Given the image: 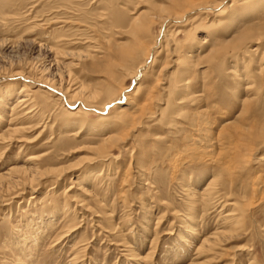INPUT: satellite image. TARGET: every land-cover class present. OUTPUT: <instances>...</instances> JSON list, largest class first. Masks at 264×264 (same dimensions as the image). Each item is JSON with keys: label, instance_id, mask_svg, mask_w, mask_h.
Masks as SVG:
<instances>
[{"label": "rangeland", "instance_id": "obj_1", "mask_svg": "<svg viewBox=\"0 0 264 264\" xmlns=\"http://www.w3.org/2000/svg\"><path fill=\"white\" fill-rule=\"evenodd\" d=\"M209 1H126L128 7H121L129 22L137 16L132 14L134 10L167 17L176 15L174 11L182 13L184 7L194 3L204 2L205 9H193L190 14L185 13L182 20L169 19L164 24L161 21L153 26L150 35L144 37H134L126 31L127 27L106 29L100 20L90 19L91 24L96 23L99 27L95 24L90 30L79 27L83 32L76 30L77 27L69 30L68 33L83 34L81 37L85 40L61 48L69 54L58 55L59 63L55 64L51 63L54 53H49V46L53 37L61 34L60 30H55L59 25H36L40 18L35 17L44 12L43 19H51L47 13L52 1L0 0V87L9 81L25 83V77L11 76V70H25L29 77L37 79L35 75L48 68L47 76L55 78L58 84L62 83L65 89L69 88L71 94L80 84L99 87L102 93L97 101H102L106 98L104 89L108 85L116 90L115 99L122 92L133 102L130 107L121 108L117 104L109 107L111 115H117L119 111L122 115L107 129L108 134L122 139L110 145L108 153L100 156L101 135L89 130L81 132L79 125L73 128L77 131L71 133L64 130L63 125L80 115L76 114L77 110L94 119L101 117L99 111L84 99L74 102L62 99V92L46 94L48 89L38 87L43 83L27 81L30 89L40 97L38 101L43 103L42 108L54 119L46 128L42 127L44 121L40 122L39 117L27 119L26 129L15 135L12 141L0 136V175L12 165L25 163L38 165L39 171L57 169V174L51 173L34 185V190L38 191L36 199H30L31 188L23 190L21 187L8 194L2 192L0 264H264V141L252 142L246 138L248 133L245 135L232 125L235 123L250 129L258 121L264 122V55L260 53L259 58L248 59V71H253L241 85L237 78L243 74L239 54L244 49L240 52L236 49L227 56L221 53L216 60H209V53L215 50L214 47L217 49L219 41L212 47L207 42L208 35L215 31V27L216 31L222 29L221 22L217 23L218 26L211 22L213 12L216 17L225 16L228 0H211L213 6L208 4ZM88 2L85 0L84 6L89 10L92 7ZM239 2L235 0L236 6ZM95 10V14L100 12ZM156 38L158 41L162 39L164 44L155 47V59L151 58V66L145 75L135 76V64L139 58L123 59L118 51H126L138 42L136 47L139 50L135 54L141 53ZM203 39L206 42L198 44ZM89 46V50L101 47V50L92 49L93 59L82 56ZM189 51H192L190 66L184 61ZM229 67L235 69L233 74L229 73ZM184 78L188 79L189 85L188 93H184L189 95L187 98L178 87ZM251 82L252 87L247 88ZM249 110H255L256 114L246 115ZM196 121H199L202 132L193 130ZM6 126L4 122L1 132L5 133ZM201 133L214 141L224 140L232 149L224 152L217 146L210 156L200 151H186ZM245 143L250 145L246 152L241 153L242 148L235 149L236 144ZM30 154L42 157L26 160ZM46 155L51 159L47 165L43 162ZM91 162L99 169L94 172L92 181L86 183L84 177L91 169ZM77 176L83 178L76 183ZM212 179L217 183L216 192L213 193L214 199L208 200L204 191ZM82 186L89 190L84 192ZM198 198L203 202L205 198L208 202L200 203ZM237 202L245 210L241 229L233 235L226 233L212 252L198 254L196 250L204 238L220 231H230L231 223L226 222L225 216ZM86 208L92 213L85 211ZM193 215L197 216L201 235L195 239L196 246L187 250L182 241L189 235L185 232L184 222H192ZM66 231V236L62 237ZM19 233H26L23 246L19 242L22 237ZM5 243L8 246L4 247ZM181 249L185 255L181 261H176L175 256Z\"/></svg>", "mask_w": 264, "mask_h": 264}, {"label": "bare ground", "instance_id": "obj_2", "mask_svg": "<svg viewBox=\"0 0 264 264\" xmlns=\"http://www.w3.org/2000/svg\"><path fill=\"white\" fill-rule=\"evenodd\" d=\"M50 1H52V4H50V6H49V10H48L49 13H47V15H50L51 19H49V20L43 19V18H45V16H44L45 14H44L43 11H42L43 15H41V16L38 13L39 11H37L36 13H38V14H36L35 17H39L40 18V20H38L39 23H36V25L37 24L38 25L54 24V26L55 25H59L57 28H55V30L56 29L60 30L61 34H58V35L54 36L53 37V43L50 46L48 45L49 46V53H51V54H53V53L55 54L56 53V56L53 54V57H52V55L51 56L49 55L50 57H52L51 58L52 62L50 60L49 61L51 63H55V64L59 63L58 62L59 61L58 55L61 56L63 52L66 53V54H69V53L65 52L61 48L65 47V46L67 47V45L69 46L71 44H76L77 41L79 43L81 39H82V42L85 40V39L83 40V38L81 37V35H83V34H79V33L75 34V32L68 33L69 30H71L73 28L75 29L76 27H77L76 30L78 29L79 32H83L84 30L92 29L96 23L95 24H91L90 23V19L91 20L92 19L100 20L101 24L104 25V27L106 26V29H109V30L113 29V28L114 29H117V28L123 29L124 27H127L128 30H126V31L129 32L130 34H132L134 37H138V36L144 37V36H147L148 34L150 35V33L152 32L153 26L155 24L161 22V21H162L161 24L162 23L164 24V22H167V20H169V19L172 20V21H178V18H179V20L180 19L182 20V17L186 16L185 13H187V14L189 13L190 14L191 10H193V9H198V8L205 9L204 2L198 3V4L194 3L190 7H189V5H187L186 7H189L188 9L186 7H184L185 10L182 11V13H178V12L174 11L173 13L176 14V15H170V16H167V17L161 16L159 14L157 15V14L149 13V12L146 13L147 11L146 12L145 11H140L138 13V11L134 10L132 12V14H135L137 16H135V18H132V20H130V22H129L127 20L128 17L125 16V12L122 10L121 6H126V8H127L128 5H129L128 3H131L132 0H88L89 1L88 4L91 5V7H92L89 10H88V7L84 6L85 5V3H84L85 0H50ZM224 1H226V0H222V2H224ZM206 3H205V5H207ZM208 4L209 5L211 4V0L209 1ZM199 6H201V7H199ZM221 8H222V6H221ZM95 9L100 10V12L98 14L93 13V12H97V10H95ZM224 10L228 11V13L225 14V16H223V17L221 15L220 18L216 17V15H214L216 13L213 12V16L214 17L212 18L211 22L213 24H216V25H217L218 22H221L222 23L221 24V28L222 29H221V31L219 30L220 32L218 30L216 31V27L214 26L215 27V29H214L215 31L211 32L208 35V41L207 42H209L212 47H214L215 43L217 41H219V43L217 44L219 46L217 47V49L214 47L215 50L211 54L209 53V58L208 59L213 61V60H216L221 53H223L222 54L223 56H227L230 52H234L236 49H239L238 50L239 52L242 49H244L239 54V57H240V60H241V64L243 65L242 66V68H243L242 69V73L243 74H241V76L238 75V78H237L238 82L237 83L239 85H241L242 83L244 84L245 78L248 79L250 77V72L253 71V70L248 71V68H249L248 59L250 57H252V58H254V57L257 58L258 57L259 58V54L260 53H263V55H264V0H240L238 6H236L235 0H228L226 2V6H225ZM199 11H200V9H199ZM177 13H178V15H177ZM90 15H92V16L95 15V17H91ZM193 17H194V15H193ZM129 19H131V18H129ZM185 19H186V17H185ZM206 20L208 21L207 18H206ZM96 26H98V25L96 24ZM79 27H84V30H81V28H79ZM219 28L220 27H218V29ZM53 31H54V28H53ZM207 33H208V31H207ZM119 34L121 35V33H119ZM163 36H165V35H163ZM93 37H95V36H93ZM157 37H159V36H157ZM158 39L156 38V40L154 41V43L152 42V44H147L146 48H144L146 50H144L141 53L139 52L138 54H135V53L138 52L137 50H139L136 47V45H138V42H135L134 45L131 48H129L128 50L126 49V51H123L122 49H121V51H118L120 56H121V58H123V59H127V58H134V59L137 58L138 59L139 58V61L137 60L138 62L135 64V71H134L135 76H137V75L144 76L146 71L149 69V66H151L150 65V60H151V58H152V60L154 58L155 47L156 46L157 47L161 46L162 43H163L162 39L160 41H158ZM221 39H223L222 42H220ZM94 40H95V38H94ZM94 40L92 39L93 42H95ZM204 42H206V41H204V39H203V41L200 40L198 44H204ZM86 43H87V41H85L84 44H86ZM95 44H96V42H95ZM42 47L43 46H41V48ZM86 48H85V51H84V52L87 51L86 54L82 55L80 52L79 53L82 56H84L85 59H87V58H92L93 59L94 55L92 53L93 52L92 49L97 48L96 50H98L101 47H99V46H96L94 48L92 47L91 50H89V48H91V46L86 47ZM99 50H101V49H99ZM210 50H211V48L209 49V51ZM191 57H192V51H189V55H186L184 61L186 63H188L189 59ZM45 60H46V58H45ZM179 60H181V58L178 59V62H179ZM250 61H251V59H250ZM194 64H195V62H194ZM47 66H49V65H47ZM189 66H190V64H189ZM235 67H236V65H235ZM184 68H185V66H184ZM228 69L230 70L229 73H231V74H233L235 72L234 68L231 69L229 67ZM47 71H48V68H44L43 70H41L39 72V75L38 74L35 75V77H37V79H35V78L32 79L31 77H29L27 75V72L25 70H22V69L21 70H16V71L15 70H11V72H10V73H12L11 76H15V77L22 76V77H25L26 81H25V83H22V84H18L19 81L18 82L9 81L3 87H0V136L3 137L4 140L8 139V140L12 141L13 137H15V135L21 133L22 131H24L26 129L25 126H26V123H28L26 121L27 119L39 117V121L40 122L44 121L42 127H45V128L48 126L49 122L53 121L54 118H52L51 115L47 114L46 113L47 111L42 108L43 103L38 101L40 97H38L36 95L37 94L36 91L34 92V91H32V89H30L31 88L30 83L27 82V81H29V80L32 81L33 80L34 83H36V82L43 83L42 86L39 85L38 87L41 90H42V88L43 89H48L47 91H45L46 94H47V92H49L51 94V91L53 93H54V91H55V93H57V92L61 93L62 92L63 93V96H62L63 98L62 99H64V98L65 99H69V100L71 99V101H74V102H76L77 100H80V99H84L86 101V103H88L90 105V107L92 106V108H93V106H94V108L97 111H99L101 117L95 118V119L94 118H88L87 116L81 115L80 110H77L76 114H80V115L78 117H73V114H72V117H73L72 119L67 120L68 119L67 118L66 119L67 122L65 124H63V125H65L64 126V130L69 131L71 133H74V131H77V130L73 129V128L79 125L78 126V130L81 131V132L84 131V130H86V131L89 130L92 134H94V131H95V133L97 135H101L103 137V139H101V140H103V143L101 144V147H100L101 151H99L101 153L100 156L105 155L104 153H106V152L108 153L107 148H110V145L113 146L114 142L120 141L122 139L121 136H112V135L108 134L107 129L110 128V126L113 125L114 122H116L118 120L119 116L122 115V114H120L121 111H119V113L117 115H115L116 114L115 113L114 114L115 116L111 115V113H110L111 109L109 107L112 104H117V105L121 106V108L122 107H128V106L130 107L133 104L131 97H129L127 94H125V93L123 94L121 92L120 95H119L120 97L118 99H115V97L117 95L116 90L113 89L112 87L108 86V85L104 89L105 94H106V98H104L102 101H97L99 96H101L100 93H102L101 91H99V89H98L99 87L92 88V87H89V86L86 87L84 84H80L79 86H77L76 92L74 91V93L71 94V93H69L70 92L69 88L65 89L64 88L65 86L63 87L62 83L58 84V83L55 82V80H54L55 78H53V79L49 78L47 76V74H46ZM189 76H191V75H189ZM187 80L188 79L184 78V79H181L180 82H179L180 86H178V87H179V89L181 91L180 93H183V95H184V93H188L187 90H188V86L189 85H188V81ZM250 80H248L249 82L248 81L247 82L250 83ZM251 87H252V82H251V86H248L247 88H251ZM196 91H198V90H196ZM200 95L201 94H198L197 96H200ZM197 96L195 95L196 98H197ZM202 96H203V94H202ZM184 97L187 98V97H189V95H184ZM14 98H15V101H13ZM179 99L182 100L183 97H180ZM193 101H195V98H194ZM47 102H48V100H47ZM168 103H170V102H168ZM178 103H180V101ZM178 103H176V104L178 105ZM170 105H172V104H170ZM177 105H175V107ZM182 107H183V104L181 103V108L180 109H182ZM170 111H172V110H170ZM177 111H175V112H177ZM254 112L256 114L255 110L252 111V112H250V110H249L246 115L254 113ZM105 113L107 114V116H104ZM244 114H245V111H244ZM102 116H103V118H102ZM135 118H137V117H135ZM254 120H256V119H254ZM260 120H262V119H260ZM256 121H254V123H256ZM4 122H5V125H7L5 133L1 132ZM40 122H38V123H40ZM122 122H124V121H122ZM196 122H197V124L196 123L193 124V127H192L193 130L195 132L196 131L197 132H202L203 130L199 126L200 123L198 124L199 121H196ZM251 124H250V126H251ZM261 124L263 125L262 127L260 126ZM38 125L39 124H37V126ZM232 125H234L237 128V130H239V132H241L243 134L245 133V135H246V133H248L246 138H249L251 141L253 140L252 142H256L257 140L264 141V122L261 123V122L258 121V124H255L254 128L252 126L249 127L250 129H246V128H243L242 126L235 125V123L234 124L232 123ZM256 125H259V126L257 127ZM29 126H31V125H29ZM50 126H51V124H50ZM208 126H210V125H208ZM259 127H261V128H259ZM202 128H203V126H202ZM255 128H257V129H255ZM233 129H235V128H233ZM55 131H56V129H55ZM109 131H111V130H109ZM1 133H3V134H1ZM62 133H64V132H62ZM59 134H61V133H59ZM201 134L197 135V137H195V139H193V141H192L196 145V147H192L194 144L193 145L191 144L192 146L186 148V151H190L192 153H197L198 151H200L203 154L207 155V154L211 153L212 151H214L217 146H220L221 149L224 152H228V151H230L232 149L231 147L227 146L225 142H223L224 140L214 141L212 139H209V137L206 136V134L205 135H203V134L201 135ZM75 137H76V135H75ZM99 138H101V137H99ZM251 141L249 143H251ZM186 143H188V141ZM249 143H248V145L246 143L244 145L236 144L235 145V149L239 150V149L242 148L241 153H242V151L246 152L249 149V146H250ZM96 148H98V147H96ZM256 150H258V149H256ZM193 156H194V154H193ZM209 156H210V154H209ZM40 157H42V156H40ZM40 157L38 156V154L37 155L30 154V156L26 160H30L31 161V160H34V159H39ZM26 160H25V162H26ZM43 162H44V164L47 165V164H49L51 162V159L48 158V156H47V158H45L43 160ZM91 164L92 165L89 166L91 168L90 171L87 173L86 177H84L86 183H90V181H92L91 178L94 175V172L99 169V167H94L95 164L93 162H91ZM34 165H36V164H33V163H30V164L27 163L26 164L25 163V164L20 165V166L12 165V166H10L8 168V170L4 174H1L0 175V198L3 197L2 196V194H3L2 192L8 194V193H10V192H12L14 190H19L22 187L23 190H26V189H29V188L33 189V193L31 194L30 199H36L37 197L35 196V193L38 192V191L34 190V185H36V183H39V181L41 179L45 178L46 176L50 175L51 173L56 172L57 169H51L50 170L49 168L47 169L46 166L44 165L46 169L43 170V171H39L38 170V168H39L38 165L37 166H34ZM62 168H64V166ZM67 168H69V167H67ZM65 169H66V167H65ZM59 172H60V170H59ZM56 174H57V172H56ZM79 176L75 177V178H77L76 183L79 181V179L82 180V178H83V176H81V177H79ZM212 180L209 181V184H208V186L206 187V189L204 191L205 195H206L204 197H206L208 200L214 199L215 195L213 193L216 192V190H215L216 187L215 186H216L217 183H216L215 180H213V181ZM66 188H68V186ZM82 189H83L84 192L89 190L85 186ZM188 190H190V189H188ZM186 191H187V189H186ZM245 193H247V192H245ZM17 194H19V193H17ZM89 194H91V193H89ZM189 195H190V193H189ZM195 198L196 197L194 196V199ZM191 199H193V198H191ZM203 200H204V202L205 201L208 202V200H205V198ZM197 201L200 202L202 200H201V198H198ZM218 201H220V200H218ZM198 202H196V203H198ZM83 203H84L83 206H85V202H83ZM231 205H234V204H231ZM201 208H203V207H201ZM241 209H242V211H241ZM85 211H88V212L92 213L87 208H86ZM244 211H245L244 208L242 206H240L239 203L235 207H233V209H231L225 216L226 222L228 224L231 223V226H230L231 228H229L230 231L229 230L220 231V232L217 231L219 233H216L215 235H213L211 237L204 238L202 240L200 246L196 250L197 253L200 254V253H203V252H212L215 248H217V246L219 244V241L221 240V238L223 236H225L226 233L229 232L232 235L235 234V233H238V231L241 229V226H242L243 216L245 214ZM194 214H196V213H194ZM26 215H28V214H26ZM192 218H193V220L189 224L184 222L185 232L189 233V235L183 237L182 241H183L184 246H185V248L187 250H190L192 247L194 248V246H196V244H195L196 240L195 239H199L198 237L201 235V233L199 232V225L197 223V216L193 215ZM224 225L226 226V223ZM71 226H72V224H71ZM71 226H69V227H71ZM28 230H30V229H28ZM30 231H32V230H30ZM68 232H69V230H68ZM191 233H193L194 236H192ZM66 234H67V231L65 232V234L62 237L66 236ZM24 235H26V233L25 234L19 233V237L22 236L20 238V241H19L22 246H23V244H25L24 240L26 239L24 237ZM62 237H60L59 239H61ZM6 246H8V244L6 245V243H5L4 247H6ZM7 249H8V247H7ZM3 253L7 254V252L4 251V249H3ZM14 254H16V253H14ZM184 255H185V252H183L182 249H181V252L178 255L175 256L177 258L175 260L176 261H181L183 259ZM2 256H4V255H2ZM18 258H20V257H18ZM8 259H10V258H8ZM2 260H3V257H2ZM16 260H18L17 257H16ZM21 260H22V257H21ZM21 260H19V261H21ZM2 263H4V261Z\"/></svg>", "mask_w": 264, "mask_h": 264}]
</instances>
